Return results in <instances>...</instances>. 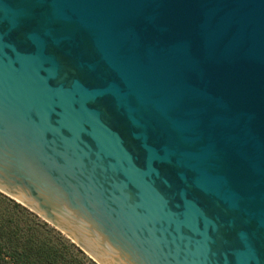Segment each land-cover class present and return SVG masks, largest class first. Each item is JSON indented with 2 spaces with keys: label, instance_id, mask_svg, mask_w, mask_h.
<instances>
[{
  "label": "water",
  "instance_id": "95a60500",
  "mask_svg": "<svg viewBox=\"0 0 264 264\" xmlns=\"http://www.w3.org/2000/svg\"><path fill=\"white\" fill-rule=\"evenodd\" d=\"M0 192L97 264H264V0H0Z\"/></svg>",
  "mask_w": 264,
  "mask_h": 264
},
{
  "label": "trees",
  "instance_id": "16d2710c",
  "mask_svg": "<svg viewBox=\"0 0 264 264\" xmlns=\"http://www.w3.org/2000/svg\"><path fill=\"white\" fill-rule=\"evenodd\" d=\"M0 264H96L37 214L0 192Z\"/></svg>",
  "mask_w": 264,
  "mask_h": 264
},
{
  "label": "rangeland",
  "instance_id": "374dc122",
  "mask_svg": "<svg viewBox=\"0 0 264 264\" xmlns=\"http://www.w3.org/2000/svg\"><path fill=\"white\" fill-rule=\"evenodd\" d=\"M50 225V224H49ZM64 235V234H63ZM97 264V263H96Z\"/></svg>",
  "mask_w": 264,
  "mask_h": 264
}]
</instances>
